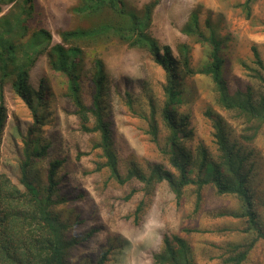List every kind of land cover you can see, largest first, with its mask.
<instances>
[{"label": "rangeland", "instance_id": "1", "mask_svg": "<svg viewBox=\"0 0 264 264\" xmlns=\"http://www.w3.org/2000/svg\"><path fill=\"white\" fill-rule=\"evenodd\" d=\"M80 1L33 0L31 7L28 0H0V47L14 45V59L8 54L6 59L14 62L13 67L25 70V84L43 90L41 101L35 104L33 100L39 117L35 122L13 88L15 74L6 80L0 111V175L18 182L25 141L30 138L38 149L34 150L29 175L39 192L45 187L43 167L54 159L62 160L56 171V198L60 201L52 212L66 224L67 237L74 241L66 250L65 264H96L104 254L102 264H154L153 255L162 249L163 238L174 234L187 240L198 264H226L233 245L248 243L253 237L247 219L240 216L242 204L235 196L218 195L209 185L196 210L195 185L185 187L178 199L166 181L151 191L135 177L119 183L95 147L98 134L82 129L70 96L69 79H75L77 94L91 109L95 80L101 82L99 103L109 123L120 175L125 177L134 163L145 173L153 164L168 166L160 146L148 133L151 103L157 117L163 105L164 71L146 49L130 46L109 31L96 33L97 26L90 28L96 24L95 19L84 17L83 8L77 10L82 7ZM151 1L155 5L145 32L160 44L169 45L178 60L179 47L185 45L193 69L191 73L178 65L175 69L184 96L177 103V116L187 122L183 145L197 160L200 152L216 159L212 123L206 112L219 114L227 130L239 140L246 134V122L236 111L219 106L209 77L196 72L209 60L210 47L205 38L210 28L206 21L222 39V70L230 93L250 89L257 100L264 97V82L250 76L256 67L251 47H256L264 63V0H252L249 10L245 0H125L139 11ZM192 15L197 16L198 26L189 21ZM40 28L50 33L49 39L37 34ZM70 30H84L86 34L63 44L80 49L69 76L59 65H51L49 50L62 43L61 34ZM88 115V125L93 126L94 114ZM257 132L249 144L257 162L252 189L259 196L255 198V210L264 227V127ZM166 134L161 126V145ZM203 172L194 168L191 175ZM130 192L132 195L126 197ZM139 203L141 208L136 213ZM254 244L242 264H264V241Z\"/></svg>", "mask_w": 264, "mask_h": 264}, {"label": "trees", "instance_id": "2", "mask_svg": "<svg viewBox=\"0 0 264 264\" xmlns=\"http://www.w3.org/2000/svg\"><path fill=\"white\" fill-rule=\"evenodd\" d=\"M28 1L32 7L33 0ZM251 1L245 0L246 10L250 9ZM10 2L13 3L14 0H3V3ZM80 3L82 7L77 10L81 11L83 8L84 17L90 20L95 19L96 24L90 28L97 26L96 33L99 30L109 31L130 46L146 49L165 73L163 105L157 117L155 107L151 103L148 133L152 140L160 146L168 166L153 164L149 172L145 173L134 163L127 169L125 177L120 175L109 123L104 119L99 103L102 88L99 83L101 82L95 80L96 95L91 109L77 94L75 79H69L70 96L77 108L76 114L82 121V129L98 134L99 141L95 147L100 149L105 158L104 166L119 183L135 177L149 191L153 190L156 184L166 181L178 199L185 187L195 185V201L198 205L196 210L202 203L203 190L209 185L214 187L218 195L235 196L242 204L240 216L247 219L248 228L253 232V237L248 243L234 244L231 254L225 258V263L242 264L255 246L254 243L257 240L264 241V227L255 210V198L259 196L252 189L255 184L257 162L253 159L255 155L249 147L259 133L257 131L264 127V97L255 100L250 89L244 92L237 91L234 95L230 93L222 70L223 42L217 35L216 28L206 21V26L210 28L205 38L210 47L209 60L196 72L209 77L219 106L226 110L236 111L240 117L245 118L246 124L243 130L246 134L241 136L242 140H239L238 135L234 136L227 130L219 114L206 112L212 123V138L217 156L216 159L207 158L204 153L200 152L201 157L197 160V157L183 145L184 128L187 126L186 118L177 116V103L184 96L179 88V78L175 69L178 65L185 73L193 72L188 50L185 45L180 46L181 57L179 60L175 59L169 45L160 44L156 38L145 32V27L151 20L155 1L145 3L140 11L130 8L125 0H81ZM246 15L249 16V13ZM2 17L0 16V21ZM189 21L192 25L198 26L199 24L195 15H192ZM38 33L44 34L48 39L50 37L46 29H38ZM85 34L84 30L64 31L61 34L62 43H56L50 47L51 65L53 67L59 65L58 67L67 70L70 76L71 69L75 66L74 58L80 49L76 46L68 48L63 44L78 41ZM15 48L12 44L5 49L0 47V111L3 109V86L6 80L15 74L13 88L31 110L34 121L38 122L37 108L33 100L35 104H38L41 101L43 90L34 89L25 84L23 82L25 70L13 67L14 62L6 59L7 54L14 59ZM251 48L256 67L250 76L257 77L264 82V63L256 47ZM89 112H92L95 117L93 126L88 125ZM1 121L0 116V126ZM161 126L167 132L162 145L158 142ZM251 129L254 130L253 134L250 133ZM32 130L33 128H30L29 132ZM34 142L35 140L31 138L25 141V153L19 164L20 176L17 183L6 178L5 175H0V264H65L66 250L74 244V241L67 237L66 224L52 212L54 204L60 201L56 198L58 187L56 171L61 166L62 160L54 159L43 167L45 187L42 193L39 192L29 175L34 155H36L34 150L38 149ZM194 168H197L199 172L203 170L204 172L199 176H192ZM132 192L126 197L131 196ZM140 208L141 203L136 207V213ZM104 255L98 259L96 264L103 263ZM153 262L154 264H198L193 257L189 243L179 234H174L171 238L168 236L163 238L162 249L153 255Z\"/></svg>", "mask_w": 264, "mask_h": 264}]
</instances>
